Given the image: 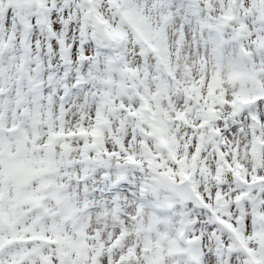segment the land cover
I'll return each instance as SVG.
<instances>
[{
    "label": "snow or ice",
    "instance_id": "obj_1",
    "mask_svg": "<svg viewBox=\"0 0 264 264\" xmlns=\"http://www.w3.org/2000/svg\"><path fill=\"white\" fill-rule=\"evenodd\" d=\"M0 264H264V0H0Z\"/></svg>",
    "mask_w": 264,
    "mask_h": 264
}]
</instances>
